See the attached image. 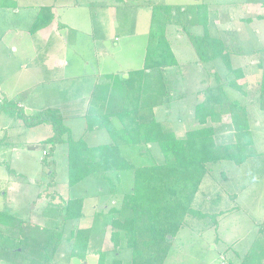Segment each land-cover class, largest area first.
Listing matches in <instances>:
<instances>
[{
  "label": "rangeland",
  "instance_id": "rangeland-1",
  "mask_svg": "<svg viewBox=\"0 0 264 264\" xmlns=\"http://www.w3.org/2000/svg\"><path fill=\"white\" fill-rule=\"evenodd\" d=\"M154 3L174 8L188 6L192 22L188 31L177 26L167 28V39L178 66L166 72L167 96L152 101L158 105L156 119L177 137H185L187 131L198 127L195 107L198 98L216 83L213 74L220 77L218 85L227 82L223 63L201 65L189 40V35L203 34V29L195 23L196 6L206 4L210 10V34L238 51L232 63L234 68L243 69L244 76L237 83L248 95L225 88L232 98L247 105L257 152L241 165L223 161L210 167L194 207L210 215L218 214L217 218L206 217L201 221L191 218L189 226L172 240L165 264H227L226 260L239 262L246 255L248 264H263L264 111L259 107V89L264 70V18H259V14L264 0H125L122 3L17 0V9L1 8L0 211L6 210L24 219L21 235L26 239L30 224L54 227L60 223L59 206L63 201L85 198V217L79 226L81 229L94 227L95 231L86 262L75 259L71 264H97L98 256L93 254L97 249L107 254L108 264L116 257L130 264V250L118 253L113 249L108 224L112 217L95 218L97 209H102L108 200L107 194L99 192V181L91 178L68 188V146L62 145L54 157L57 178L50 185V172L54 168H47L42 161L49 146L41 142L52 134L51 123L27 127L17 117L6 114L2 102L12 101L8 103L12 111L14 104L21 100L25 107L30 105L25 111L26 114L33 111L34 121L46 116L53 122L59 120V125L61 122L71 128L75 139L84 136L90 146L112 144L113 139L106 131L85 135L88 105L94 93L96 97L110 88L113 96L122 94L124 107L123 80L145 66L152 25L150 4ZM49 7L53 24L33 29L35 24L43 22L42 8ZM63 31H67L65 35L61 34ZM260 62L262 68L258 67ZM153 76L154 73L152 79ZM58 113L60 116L56 118ZM209 124L218 130L222 142H234L228 114L210 120ZM129 149L123 148L136 165L162 159L155 146L150 157H139L138 150ZM114 176L118 178L119 191L132 188L134 180L130 171ZM76 225L78 222L74 221L67 226V237L76 231ZM24 256L32 255L25 251ZM60 260L61 264H69L64 258ZM3 261L0 264H12Z\"/></svg>",
  "mask_w": 264,
  "mask_h": 264
},
{
  "label": "trees",
  "instance_id": "trees-1",
  "mask_svg": "<svg viewBox=\"0 0 264 264\" xmlns=\"http://www.w3.org/2000/svg\"><path fill=\"white\" fill-rule=\"evenodd\" d=\"M115 1L122 3L125 0ZM16 3L17 0H0V9L5 6L17 9ZM150 5L152 25L145 66L142 70L132 71L123 80L126 86L124 107L119 112L86 116L85 135L106 131L113 139L112 144L90 146L84 136L75 139L71 128L61 122L59 125V120L54 119L56 122H53L46 116L41 121H34L33 114H26L18 104H14L15 110L10 111L8 103L13 102L7 99L2 102L5 113L17 117L27 127L51 123L52 134L41 142L49 146L42 161L47 168L56 167L54 157L58 147L68 146V188L72 189L91 178L99 181V192L107 194L108 200L102 209H97L95 218L112 217L108 224L113 249L118 253L130 250V264H165L172 240L189 226L191 218L200 221L206 217L217 218L218 214L210 215L194 207L210 167L223 161L241 165L257 153L248 107L244 102L232 98L225 88L227 86L244 96L248 95L245 88L237 83V79L244 76L243 69L234 68L232 63V57L238 51L210 34V10L206 4L196 6L195 23L203 29V34L189 35V40L201 65L207 66L217 61L223 63L227 82L218 85L220 77L217 73L213 74L216 83L198 98L195 107L194 119L198 127L187 131L185 137H177L174 131L166 130L156 119L155 109L158 105L152 101L160 99L162 95L163 98L167 96L164 91L168 84L166 72L178 66L167 39V28L177 26L188 31L192 22L188 6ZM261 8L259 18H264V6ZM50 11V7L42 8L43 22L35 24L33 29L51 25ZM258 67L262 68L261 62ZM153 73L154 79L151 78ZM260 84L259 107L264 111V70ZM224 114H228L231 120L232 143L222 142L218 130L209 124L210 120ZM58 117L59 113L56 114ZM154 146L160 151L162 159H155L151 164L136 165L123 150L124 147L130 148L128 151L135 148L139 157H150L153 156L151 149ZM122 171L133 174L134 184L127 192L118 190V178L114 176ZM57 174V170L52 169L50 185L55 184ZM84 205L85 198L63 201L59 206L60 223L54 227L30 224L26 239L21 235L24 219L9 211H0V262L61 264V258L69 264L75 259L86 262L95 230L81 229L79 226L85 217ZM74 221L78 222L76 231L73 230L67 237L65 230ZM25 251L32 256L25 257ZM93 254L98 256L97 264H108L104 251L97 249ZM248 258L246 255L239 262L226 261L227 264H248ZM110 264L126 263L116 257Z\"/></svg>",
  "mask_w": 264,
  "mask_h": 264
},
{
  "label": "crops",
  "instance_id": "crops-1",
  "mask_svg": "<svg viewBox=\"0 0 264 264\" xmlns=\"http://www.w3.org/2000/svg\"><path fill=\"white\" fill-rule=\"evenodd\" d=\"M64 64H66V63H64ZM64 77H66V76L64 75ZM109 89L110 88L106 89L105 92L103 90L96 97H94L95 96V93L93 94V96H92V99L93 100H91L90 103H89V105H88L87 116H89V115L90 116L100 115V114H105V113H114V112L121 111V109H122L121 101L123 100L122 99V94H120V95H114L115 96L114 97L113 94L111 93L112 91L109 90ZM23 100L24 99H22V102H23ZM77 101H79V100H77ZM18 106L21 107V108H24V109L31 108L30 105H29V107H28V105H26V107L24 105H22L21 104V100L18 101ZM73 106L75 107V105H73ZM30 114H33V111H30ZM73 116L74 117H77L78 115H73ZM92 133H95V132H92ZM44 146H46V145H44ZM91 228L94 229V227H91Z\"/></svg>",
  "mask_w": 264,
  "mask_h": 264
},
{
  "label": "water",
  "instance_id": "water-1",
  "mask_svg": "<svg viewBox=\"0 0 264 264\" xmlns=\"http://www.w3.org/2000/svg\"><path fill=\"white\" fill-rule=\"evenodd\" d=\"M65 33H66L65 31L61 32V34H63V35H65ZM29 113H30V112H28V114H29Z\"/></svg>",
  "mask_w": 264,
  "mask_h": 264
}]
</instances>
